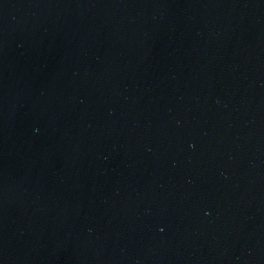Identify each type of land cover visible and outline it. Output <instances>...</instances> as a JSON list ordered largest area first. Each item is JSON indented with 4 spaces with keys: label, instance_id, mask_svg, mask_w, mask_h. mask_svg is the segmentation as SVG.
I'll use <instances>...</instances> for the list:
<instances>
[{
    "label": "water",
    "instance_id": "95a60500",
    "mask_svg": "<svg viewBox=\"0 0 264 264\" xmlns=\"http://www.w3.org/2000/svg\"><path fill=\"white\" fill-rule=\"evenodd\" d=\"M0 264H264V0H0Z\"/></svg>",
    "mask_w": 264,
    "mask_h": 264
}]
</instances>
